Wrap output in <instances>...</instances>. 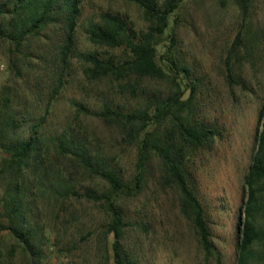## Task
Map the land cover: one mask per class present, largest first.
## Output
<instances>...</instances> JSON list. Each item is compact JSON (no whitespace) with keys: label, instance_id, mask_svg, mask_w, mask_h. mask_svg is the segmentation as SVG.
Here are the masks:
<instances>
[{"label":"rangeland","instance_id":"obj_1","mask_svg":"<svg viewBox=\"0 0 264 264\" xmlns=\"http://www.w3.org/2000/svg\"><path fill=\"white\" fill-rule=\"evenodd\" d=\"M81 1V21L111 11L125 14L138 30H146L150 24L142 9L129 0ZM239 31L243 43L235 54H230ZM171 36L176 38L171 49L173 59L187 64L192 77L199 81L191 101V120L214 125L220 131L210 148L191 151L186 156L215 247L210 255L201 246L192 221L181 213L178 193L161 180L159 158L148 154L146 174L138 181L142 187H136L133 177L137 172L138 148L131 128L119 121H105L92 113L78 111L75 104L82 103L90 110L100 109L104 103L135 109L143 107L150 94L154 98L173 92L172 70L166 60ZM76 37L81 50H98L117 59L127 55L122 48L92 44L81 25ZM154 42L155 61L166 76L130 79L136 90L121 89L123 83L87 78L81 70L82 62L73 59L66 85L54 101L49 119L53 125L72 124L136 191L116 197V203L128 215L122 242L137 264H235L236 223L243 218L246 200L243 176L256 148L255 135L262 122L259 114L264 109V0H251L246 20L236 0H183ZM8 48V43L0 38V96L9 90L22 101L25 97L30 100L24 83L27 69L23 68L25 75L17 76L9 68ZM227 60L232 81L227 76ZM189 94L187 88L181 98ZM171 125L172 119L168 118L150 128L163 135ZM4 156L0 149V199L7 182L4 169L1 171ZM50 158L53 163L50 173L70 166L55 162L53 154ZM69 171H73L72 179L79 192L109 191V184L101 177L82 168ZM71 197L55 205L38 198L37 217L43 240L39 264H114L106 203L102 199ZM258 223L264 229L263 217ZM263 249L264 245L257 247L258 256ZM0 264H30L21 246L5 229H0ZM252 264H264V259L255 258Z\"/></svg>","mask_w":264,"mask_h":264},{"label":"trees","instance_id":"obj_2","mask_svg":"<svg viewBox=\"0 0 264 264\" xmlns=\"http://www.w3.org/2000/svg\"><path fill=\"white\" fill-rule=\"evenodd\" d=\"M129 1L142 9L150 23L148 29L134 28L129 18L120 12L102 11L81 21V0H0V38L9 45V68L17 76L25 75L23 68L27 69L24 83L30 97V100L25 97L22 101L18 94L9 90L0 96V149L5 154L1 171L4 169L7 178L0 199V229L10 233L30 264H39L43 253L42 226L37 217L38 198L55 205L71 196L102 199L106 203L110 216L108 232L113 234V263L137 264L122 242L128 215L116 203V197L136 191L72 124L53 125L49 119L54 101L66 85L73 59L82 62L81 70L87 78H107L120 85L123 83L121 89L132 91L136 87L130 79L167 75L155 61L154 38L168 26L170 15L183 0ZM236 2L246 20L251 0ZM80 25L92 44L122 48L126 57L117 59L111 54L102 55L98 50L79 49L76 31ZM240 32L232 42L230 54H235L243 43ZM175 39L171 36L166 57L172 70L173 92L154 98L150 94L143 107L135 109L104 103L100 109L90 110L82 103L75 104L78 111L92 113L105 121H119L131 128L138 148L137 172L133 177L136 187H142L138 181L146 174L148 154L159 158L161 180L178 193L181 213L192 221L201 246L210 255L215 247L204 206L195 193L186 156L191 151L210 148L220 131L214 125L193 121L189 116L199 81L192 77L187 64L173 59L171 49ZM39 42L42 45L37 46ZM226 68L228 79L232 81L228 60ZM187 88L190 94L182 99ZM168 118L172 119V127L163 135L156 132V128H150ZM261 119L255 135L256 148L243 176L246 200L243 218L236 223L235 264H252L258 257L264 259V249L260 256L256 251L260 244L264 245V229L258 223L261 217L264 218V109L259 114ZM51 154L55 162L70 166L50 173L53 170ZM77 168L104 179L109 184V191L95 193L87 189L79 192L72 179L73 171H69Z\"/></svg>","mask_w":264,"mask_h":264}]
</instances>
